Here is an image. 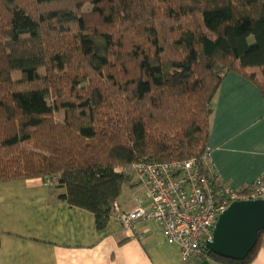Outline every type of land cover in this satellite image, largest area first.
Listing matches in <instances>:
<instances>
[{
    "label": "trees",
    "instance_id": "1",
    "mask_svg": "<svg viewBox=\"0 0 264 264\" xmlns=\"http://www.w3.org/2000/svg\"><path fill=\"white\" fill-rule=\"evenodd\" d=\"M230 72L264 95V0H0V183L58 176L103 231L133 165L196 159L210 177ZM263 235L244 261L206 251L251 264Z\"/></svg>",
    "mask_w": 264,
    "mask_h": 264
},
{
    "label": "crops",
    "instance_id": "2",
    "mask_svg": "<svg viewBox=\"0 0 264 264\" xmlns=\"http://www.w3.org/2000/svg\"><path fill=\"white\" fill-rule=\"evenodd\" d=\"M210 151L219 179L234 189L264 177V95L239 73L224 76L214 99ZM129 186L131 198L123 202L121 193L117 200L121 212L149 206L136 177ZM65 192L45 186L43 178L0 183V264H182L180 248L167 242L154 220L127 231L118 214L99 231L93 213L60 199ZM251 264H264V243Z\"/></svg>",
    "mask_w": 264,
    "mask_h": 264
},
{
    "label": "built area",
    "instance_id": "3",
    "mask_svg": "<svg viewBox=\"0 0 264 264\" xmlns=\"http://www.w3.org/2000/svg\"><path fill=\"white\" fill-rule=\"evenodd\" d=\"M210 153L208 149L203 159L210 177L201 173L196 159L133 165L130 172L145 188L149 206L140 204L132 212L122 213L116 203L112 216L119 214L127 231L141 222H157L167 242L180 248L182 264H191L194 259L211 261L206 245L213 241L219 218L235 202L264 200V177L247 190L234 189L221 182ZM43 182L54 187L59 177H46Z\"/></svg>",
    "mask_w": 264,
    "mask_h": 264
},
{
    "label": "water",
    "instance_id": "4",
    "mask_svg": "<svg viewBox=\"0 0 264 264\" xmlns=\"http://www.w3.org/2000/svg\"><path fill=\"white\" fill-rule=\"evenodd\" d=\"M264 231V200L233 203L221 215L213 233L209 252L232 261H244L258 244Z\"/></svg>",
    "mask_w": 264,
    "mask_h": 264
},
{
    "label": "rangeland",
    "instance_id": "5",
    "mask_svg": "<svg viewBox=\"0 0 264 264\" xmlns=\"http://www.w3.org/2000/svg\"><path fill=\"white\" fill-rule=\"evenodd\" d=\"M90 9H91V6L90 5H86L85 8L83 9V11L86 12V11H89ZM258 76H260V75L258 74ZM128 175H129V177H131V176L133 177L134 176L132 174L131 175L128 174ZM132 189H134V188H131L129 186V181H127L124 184V186H123L122 197L120 198L121 201L126 202L128 199L131 198L132 193H134V192H132L133 191ZM137 189H138V194H143L144 193V191H143L144 189L143 188L137 187Z\"/></svg>",
    "mask_w": 264,
    "mask_h": 264
}]
</instances>
